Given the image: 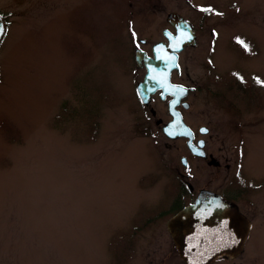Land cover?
<instances>
[{"label": "rangeland", "instance_id": "obj_1", "mask_svg": "<svg viewBox=\"0 0 264 264\" xmlns=\"http://www.w3.org/2000/svg\"><path fill=\"white\" fill-rule=\"evenodd\" d=\"M172 11L198 37L174 77L196 86L185 121L209 129L220 168L162 132L158 95L138 98L151 42L133 39L161 37ZM0 12V264H186L161 221L204 188L252 222L241 254L215 264H264V0H0Z\"/></svg>", "mask_w": 264, "mask_h": 264}, {"label": "water", "instance_id": "obj_2", "mask_svg": "<svg viewBox=\"0 0 264 264\" xmlns=\"http://www.w3.org/2000/svg\"><path fill=\"white\" fill-rule=\"evenodd\" d=\"M178 15L170 13L168 20L177 23ZM183 24L182 21H180ZM0 15V36L3 32ZM178 35L170 43L159 42L154 46L156 58L147 62L148 72L137 90L146 102L151 92L158 87L176 88L170 81L171 70L177 66V51L188 44H195L191 25L178 28ZM142 55H137V62ZM180 95L184 92L177 90ZM171 101L174 120L169 124L179 125V134H186L189 127L184 123L179 111ZM168 133L170 126H164ZM167 226L180 256L187 264H208L219 258H234L241 254L249 236L252 223L239 209L238 205L223 198L220 194L202 189L192 204L172 216Z\"/></svg>", "mask_w": 264, "mask_h": 264}, {"label": "flooded vegetation", "instance_id": "obj_3", "mask_svg": "<svg viewBox=\"0 0 264 264\" xmlns=\"http://www.w3.org/2000/svg\"><path fill=\"white\" fill-rule=\"evenodd\" d=\"M168 14V13H167ZM167 14H166V17H165V19H166V24L167 25H164L162 28H161V32H162V36L161 37H159V38H156V39H154V40H150V38L147 36V37H145V36H139L138 38H134L133 39V45H134V49L135 48H143L144 47V45H146L147 43H148V41H150L151 42V44H150V47L148 48V49H145V48H143V49H145L146 51H145V53L143 54V61H139V65L138 66H140V69L142 68L143 70H144V75H145V73H146V68H145V59H147V55H149V56H151L152 55V47H153V44H155L156 42H158V41H168V38H169V36H171L172 34H174V33H176V28H175V26L173 25V24H171V23H169V21L167 20ZM184 17H186V16H184ZM188 18V17H187ZM197 31V30H196ZM219 34H220V32H219ZM150 37H152V36H150ZM198 38V37H197ZM185 51V49H183L180 53H179V64H180V69L178 70V69H176V70H173L172 71V80L173 81H175V82H180V83H183L185 86H187V91H186V95L183 97V98H181L180 99V101H179V103H178V105H177V108H179L181 111H182V115H183V117H184V119H185V111H184V109L186 110V109H189V107L191 106V102H190V100H189V94L192 92V91H194L195 90V88H196V86H194V85H190V84H188V82L187 81H176L175 79H174V77L177 75V74H184V71L186 72V69H188V66H185L184 64H183V62H182V60H181V53L182 52H184ZM147 54V55H146ZM212 56H207V59H208V62H209V64L211 65V66H208V68L207 69H209V73L210 74H212V72H213V70H214V68H215V66H214V64H215V61L214 60H212ZM214 59V58H213ZM142 66V67H141ZM213 66V67H212ZM138 68V67H137ZM212 68V69H211ZM144 75H143V77H144ZM143 77H142V79H143ZM240 79H242V80H244L243 78H240ZM160 92L161 91H158V92H156V93H154L153 95H152V97L153 96H155V95H158L159 97H160ZM172 98V96H167L165 99H161L162 101H164V103L166 104V106H168V101L170 100ZM187 101H189L188 102V104L186 105V107H185V103L184 102H187ZM231 104H233L232 102H231V100H228ZM189 103H190V105H189ZM145 105V104H144ZM145 106H149V107H151L150 105H145ZM184 108V109H183ZM169 120V119H168ZM194 130V129H193ZM200 133V132H199ZM206 134H208V133H206ZM206 135L205 134H196V132L194 131V136H193V142L196 144L201 138H205V143H204V148H205V151H204V153L205 154H207L206 155V157H204V158H208V163H210V162H212V163H215V167L216 168H220V164H221V160H220V158H219V156H214L213 155V152L210 150V146H211V144H209V142L207 141V139H206V137H205ZM180 138H182L185 142H187V137H180ZM188 152H189V154H191V152H190V150L188 149ZM195 156V155H194ZM195 157H197V158H200L199 156H195ZM189 163V161H186V165ZM190 164V163H189ZM187 175H188V173H186ZM189 176V175H188ZM239 181V180H238ZM240 182V181H239ZM189 186V187H188ZM187 186V188H189V189H191V190H193V187L192 186H190V185H188ZM240 191V190H239ZM239 191H237L236 192V194L238 195L239 194ZM242 191H244V190H242ZM222 195L224 196V197H226L227 199H229V200H231V201H233L234 203H236L239 207H240V205L238 204V201L237 200H235L232 196H230V195H228V194H226V193H222ZM195 200V198L192 200V201H190L189 203H192L193 201ZM187 204V203H186ZM185 204H183L181 207H183ZM180 209V208H179ZM241 209V208H240ZM242 211V210H241ZM160 220H157V219H152V218H148L147 220H146V222L148 223V222H150V225H152L151 226V228H154V226L156 225H158ZM161 222H165V223H167V220L166 221H161ZM172 243H173V241H172ZM170 248V249H169ZM169 248H168V251H171V250H173V248H175V247H173V246H169ZM175 250H177V249H175ZM166 255V254H165ZM223 260H227L226 258H223V259H219V260H217V261H215V262H211V263H208V264H215V263H218V262H220V261H223ZM187 264V263H186Z\"/></svg>", "mask_w": 264, "mask_h": 264}]
</instances>
